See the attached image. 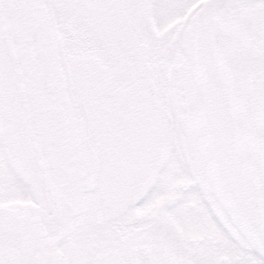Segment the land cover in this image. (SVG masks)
Segmentation results:
<instances>
[{
  "label": "snow or ice",
  "instance_id": "snow-or-ice-1",
  "mask_svg": "<svg viewBox=\"0 0 264 264\" xmlns=\"http://www.w3.org/2000/svg\"><path fill=\"white\" fill-rule=\"evenodd\" d=\"M0 264H264V0H0Z\"/></svg>",
  "mask_w": 264,
  "mask_h": 264
}]
</instances>
